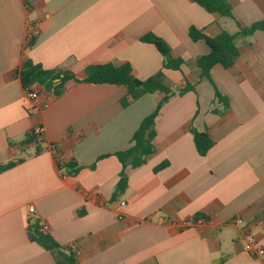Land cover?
<instances>
[{"label":"crops","instance_id":"obj_1","mask_svg":"<svg viewBox=\"0 0 264 264\" xmlns=\"http://www.w3.org/2000/svg\"><path fill=\"white\" fill-rule=\"evenodd\" d=\"M228 2L234 19L193 0H28L30 9L0 0V166L21 161L0 173V264H56L29 240V219L74 244L79 264H264L243 249L245 231L234 223L241 218L264 247V30L238 38L235 65L214 66L211 80L196 65L209 47L189 36L192 26L216 36L264 19V0ZM31 21L39 24L32 47ZM147 34L184 60L180 70L163 69L159 50L141 40ZM25 60L79 76L93 63H129L138 79L163 70L170 87L194 89L162 106L156 153L126 169L128 188L113 200L122 170L113 154L132 145L164 94L123 107L125 87L81 83L36 109L17 75ZM37 125L42 142L22 144ZM191 128L215 141L205 156ZM70 160L82 166L77 175L58 167ZM199 213L208 220L192 221Z\"/></svg>","mask_w":264,"mask_h":264},{"label":"trees","instance_id":"obj_2","mask_svg":"<svg viewBox=\"0 0 264 264\" xmlns=\"http://www.w3.org/2000/svg\"><path fill=\"white\" fill-rule=\"evenodd\" d=\"M205 11L211 14H217L221 17L234 19L233 8L228 0H193ZM238 31L234 34L221 30L216 36H209L203 30L192 26L189 30V36L192 41L204 42L209 47V52L197 58L196 65L201 70V78L211 80V70L214 66L220 65L225 69L232 68L240 55L238 38H251L256 31L264 30V19L252 24L251 26H242L236 21ZM143 42L153 44L164 58L163 69L180 70L184 64L182 58H174L171 53V47L160 37L154 34H147L141 38ZM35 40L30 41V46L34 45ZM25 92L33 87H38L42 96L47 100L57 98L63 95L72 85L88 84H111L123 86L126 88V95L121 99V105L128 107L139 98L148 93L161 92L164 97L159 101L155 111L147 116L132 137V145L124 151L114 153L122 164L120 179L113 193V200H116L128 188V176L126 169L128 167L137 168L144 165L147 160L156 153V119L162 106L175 95H182L194 89V86L187 84L183 88H172L167 84L166 76L163 70L148 79H138L132 66L125 63L116 66L112 63H93L89 65L84 75L79 76L71 70L64 67L54 69H45L42 65L36 64L31 60H25L21 69L17 73ZM216 98L224 101L222 95L216 90ZM194 136V142L198 153L205 156L215 145V141L206 133L199 132L191 128ZM42 134L36 135L34 130L22 142L24 145L42 142ZM111 154L107 155L110 156ZM103 156L101 158H105ZM18 162H9L0 166V173L11 169ZM58 167L67 175H77L82 166L76 160L68 162H59ZM169 165L164 161L154 168L158 172ZM208 220V217L199 213L192 221ZM27 235L31 242L38 243L41 247L49 251L55 259L56 264H79L78 251L75 245H61L52 234L45 230L38 219H29ZM218 264H224L221 259Z\"/></svg>","mask_w":264,"mask_h":264},{"label":"built area","instance_id":"obj_3","mask_svg":"<svg viewBox=\"0 0 264 264\" xmlns=\"http://www.w3.org/2000/svg\"><path fill=\"white\" fill-rule=\"evenodd\" d=\"M25 7L27 9H30V4L28 3V0H24ZM39 33V24L36 21H31L29 23L28 28V34H27V40L30 42L33 40ZM27 97L32 100L35 104L36 109H43L48 105L47 100L42 96L41 91L38 87H33L29 91L26 92ZM34 133L36 135L42 134L43 135V127L41 125H37L33 128ZM121 208H125L126 204L125 202H122L120 204ZM35 212L34 206L29 207V213L33 214ZM123 217V213L119 211L118 218L121 219ZM201 220L200 222H202ZM234 223L236 225H242L244 229V244L243 249L249 253L251 256L264 260V247L258 242V239L255 235L251 233V231L248 230V227L243 225V220L241 218H236L234 220ZM44 229L48 231V226L42 224ZM74 246V245H73Z\"/></svg>","mask_w":264,"mask_h":264}]
</instances>
